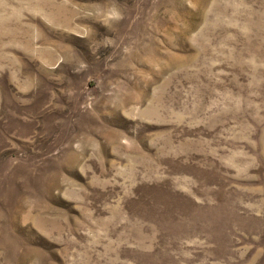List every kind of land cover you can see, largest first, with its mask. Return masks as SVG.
Instances as JSON below:
<instances>
[{"label":"rangeland","instance_id":"374dc122","mask_svg":"<svg viewBox=\"0 0 264 264\" xmlns=\"http://www.w3.org/2000/svg\"><path fill=\"white\" fill-rule=\"evenodd\" d=\"M0 264H264V0H0Z\"/></svg>","mask_w":264,"mask_h":264}]
</instances>
